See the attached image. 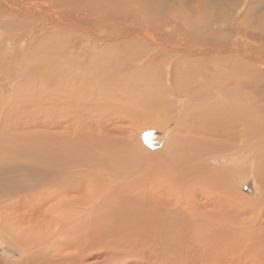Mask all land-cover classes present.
<instances>
[{"label": "rangeland", "instance_id": "obj_1", "mask_svg": "<svg viewBox=\"0 0 264 264\" xmlns=\"http://www.w3.org/2000/svg\"><path fill=\"white\" fill-rule=\"evenodd\" d=\"M71 1L42 0L52 6L43 19L25 1L0 0V30L14 38L9 22L20 23L19 41L0 46V263L130 264L109 260L110 241L135 254L128 248L150 240L145 248L160 255L178 238L222 242L264 226V79L242 78L250 89L221 86L217 96L191 90L216 78L201 66L208 59L173 52L180 43L161 30L157 42L133 33L142 19L112 0H89L101 13L91 18ZM171 1L157 14L142 2L143 16L168 20L178 5L182 17V0ZM228 101L240 113L220 123L213 115Z\"/></svg>", "mask_w": 264, "mask_h": 264}, {"label": "bare ground", "instance_id": "obj_2", "mask_svg": "<svg viewBox=\"0 0 264 264\" xmlns=\"http://www.w3.org/2000/svg\"><path fill=\"white\" fill-rule=\"evenodd\" d=\"M22 1L27 2V5H29L27 7L28 10H31V9L35 10V11H32L33 13H31V15L32 14L36 15V16L41 15L43 17V19L45 17H47V14L45 16V13H44L45 11L43 12V10H45V8L47 9L49 7L50 8L52 7V6L48 7L46 5H45V7H43L44 4L40 3L42 0L40 2H33L30 0H22ZM49 1H52V0H49ZM59 1L60 0H58V1L53 0V3L57 2V4H58ZM88 1L89 0H87V2L82 3L81 0L80 1L79 0H72L70 2V5L73 6V4H74L76 7L75 10L72 9V10H74L73 11L74 14L77 15V13H79V14L82 13V16L87 17V18H91L94 15L98 16V14H101L99 12L97 14L96 9H95V7L98 4L94 5L95 7H93V4H95V3L92 1L93 2V4H92L91 1H89V2ZM170 1L171 0H152L151 5L147 1L144 2V0H112L111 3L113 6L120 5V6H122V8L123 7H126L127 9L129 8L128 13L126 14V15H128L129 18H137L140 20L142 19L141 20L142 24L139 23L138 26L136 25L137 27L134 26V28L131 27L132 29L129 28L130 31H132L133 33L140 35V31H142V32L145 31L146 34L143 35V38L147 37L148 41L157 42V39L160 37L158 34H156V31L161 30V31H163L162 33H164V35L166 37L171 38L176 43H180L181 47H177L176 49H171L173 52L174 51L175 52L181 51L183 54H188L190 56L191 55L192 56H194V55L200 56V57H197L198 59L199 58L208 59L206 61L204 60L205 62H203L201 66L205 67V70L213 71L212 74H213V76L216 75V78L212 77V78H210L209 81H205V83H202L201 87H198V88L193 87V88H191V90H194V88H196V91H200L201 89H204V88L208 89L210 87V88H212V90H211L212 94H215L217 96V94L214 93V91H216V92L219 91V88L221 90V88L223 87L225 89H228V91H230L231 89L232 90H234V89L240 90L239 88L242 87L243 83H244L243 86L246 85L245 86V90H246V88H248V86H249V81L246 80V81H248V85H247V84H245V82H243V83L239 82V80H241L242 78H247V77L251 79L252 76H253V78H257V79H256V81L254 79H251V80L255 81L257 84L259 83V85H260V81H262L264 79V0H249V3L247 6H246L247 2L245 3V0H242V1L241 0H182V5H183L182 8H184L183 13H182V17L180 16V11L178 10V5H176V7L174 8L175 11L171 14V16L168 20H157L156 19V21H154L153 19L156 16H153L150 18H145L143 16V13H144V7L143 6L144 5H141L142 2L144 4L148 3L150 5L149 9L152 6L154 13L157 14L163 8H166V7L169 8ZM171 2H173V0ZM79 3L81 4V6L78 5ZM129 3L132 6L129 5ZM1 4H3V3H1ZM63 5L64 4L62 3V7H64ZM0 7H3V5H1ZM132 7L135 10H132ZM68 8H70V7H67V10H70ZM193 8H195V10L197 11L198 16L196 17L195 20H190L187 18V14L189 12V9L193 10ZM55 9H57V8L55 7ZM60 9H62V8H60ZM92 9H95V13ZM9 10H8V8H5V7L3 8L4 12H6V11L8 12ZM46 11L48 12V10H46ZM98 11L101 12L103 10H101V8L99 7ZM54 12H55V10H54ZM54 12H51V13L54 14ZM73 12H71V13H73ZM233 12H236V14L234 15ZM8 13L13 14L12 12H8ZM6 15H8V14H6ZM99 16H101V15H99ZM72 17H73L72 19H74V15ZM76 17H78V16H76ZM226 18H230V19H226ZM11 19H12V16L10 15V20ZM1 21H2V19H1ZM63 21H64V19H63ZM72 21H74V20H72ZM22 22H24V21H22ZM48 22H49V20H48ZM194 22H196V23H194ZM9 23L15 27V28L9 27V29L10 30L14 29V33L16 34V36H14V38H13V37L5 34V32H2V30H0V46L3 45L4 48L11 46L12 42L14 43V42H16V40H18L20 38V23L18 21H15V23L14 22H12V23L9 22ZM25 23H26V21H25ZM52 23H53L52 26L54 25L53 27L54 28L56 27L55 28L56 30H57V27H60V25H58L59 22L55 21V19H52ZM28 24H29V22H28ZM85 25H79V26L82 27ZM140 25H142V27H139ZM213 25L216 26L215 29L213 28ZM29 27H32V26L29 25ZM76 27H77V25H76ZM89 28H92V27L90 26ZM45 29H48V28L46 27ZM75 29H78V27L74 28L73 30H75ZM21 30H22V28H21ZM70 30H72V29H70ZM34 31H35V29H34ZM42 31L43 30H41V32ZM44 32H45V30H44ZM66 32H67V30H66ZM14 33H13V35H14ZM41 36H43V35H41ZM59 37H60V35H59ZM25 38H27V36ZM62 39H64V38H62ZM188 39L194 41V44L196 43L195 48H193L194 44L193 43L191 44V42H189ZM53 41H54V39H53ZM61 41L58 40V42H61ZM24 42H23V44H24ZM162 45L171 48V45L168 43L163 42ZM68 47H70V46H68ZM60 49H61V47H60ZM193 49H195V52ZM0 50H1V52L3 51L1 48H0ZM69 52H70V50H69ZM77 60H78V58H77ZM79 62H81V61L78 60V63ZM82 63H83V61H82ZM223 65L224 66L226 65L225 67L227 68V73H225L224 71H221ZM168 69H169V67H168ZM205 70L204 71L201 70V75L199 78L197 77L195 80L192 79L193 81H189L186 84L182 83L183 84L182 85V95L186 96L182 99L185 100L189 97L191 90L188 87L196 85L202 79V77L207 76L206 73H208V72H205ZM217 75L219 76V82L220 83L218 85L210 84V83L216 82L218 80ZM240 75H242V76H240ZM231 80H236V82H234L232 84ZM257 84H253V85L258 86ZM228 85H234V86L233 87H230V86L227 87ZM262 85H264V84H262ZM259 87L261 88V86H259ZM248 89H250V88H248ZM195 94L197 95V92ZM207 95H208V92H207ZM224 97H220V98H224ZM208 98H210V97H208ZM236 99H239V97L237 96ZM227 100L225 99V102ZM235 103H236V101H235ZM241 103H243V102H241ZM224 104L225 105H223V106H226L227 111L225 110L226 109L225 107H224L225 109H219L218 115L224 114L225 113L224 111H226V114L227 113H229V114H227L228 116H225L224 118H227V119L223 118L224 115H222V117H220V116L218 117L217 113L215 112L216 110H214V113H216V116L215 115H213V116L216 119H218V121L220 123L222 122L221 118L223 119V123L229 122V120L234 121L235 120L234 116H238V114L240 113L238 110L232 111L233 110L232 106L235 107L236 104L232 105V101H228L227 103H224ZM64 107H66V106H64ZM203 107H204V109H203ZM234 109H237V107H235ZM202 111H204V113L202 114L204 117H209L212 121H213V119H215L211 115V112H212L211 107L208 108V110L206 111L205 104H204V105H202ZM220 111H223L224 113L223 112L221 113ZM237 111H238V113H237ZM241 112H242V110H241ZM193 113H195V112H193ZM234 123H235V121H234ZM243 124L246 125L245 122ZM229 127H231V126H229ZM241 127H242V125H241ZM222 238L221 237H215V236L210 237V236H205V235L198 236L196 238H188V237H182V239L178 238L179 241H175V243H171L172 245H175L176 248H171V247L168 248L169 247V245H168L165 248L166 250L165 249L162 250V252L165 251V253L163 252L160 255L155 253V252H157V250H152V251H150L151 253H149V249H147L149 247L148 245H147L148 247L145 248V245L147 243L151 245L150 240H148L143 245L142 248H141V246L143 243L141 244V242L136 241L135 244L137 246H135L133 248H128V249L137 250V253L127 254V249L124 252H122V248L118 249L119 247L117 245H119V244L117 243V241H119V240L116 239L113 243L110 241L111 245L113 244L112 245L113 247L110 248V251L108 250L109 249L108 247H111L110 244H109V246H107V248H108L107 250L110 252L109 257L108 256L107 257L109 258L110 261L117 262L122 257L128 256L129 258H127L126 260L130 261V264H264V226L255 230L252 234L247 233V235L246 234L240 235V236L236 235L235 237L227 236V238L221 242ZM175 239L176 238L174 237L173 240H175ZM173 240H172V242H173ZM154 241L156 242V244H154V242H152V243L154 244V247H158V251H159V247H161L162 242L158 238H156V240H154ZM119 242L121 244V240ZM107 243H109L108 240H107ZM165 244L166 243H164V245ZM105 245H107V244H105ZM104 247H106V246H104ZM150 248L153 249V245ZM108 251H107V253H108ZM99 252H101V251H99ZM103 252L99 253V254H101V257H104L106 255V253H103ZM162 255H164V257L161 258ZM142 259H144V260L142 261Z\"/></svg>", "mask_w": 264, "mask_h": 264}]
</instances>
